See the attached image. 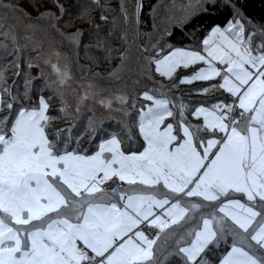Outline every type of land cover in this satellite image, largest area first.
<instances>
[{
  "label": "snow or ice",
  "instance_id": "6c2138e0",
  "mask_svg": "<svg viewBox=\"0 0 264 264\" xmlns=\"http://www.w3.org/2000/svg\"><path fill=\"white\" fill-rule=\"evenodd\" d=\"M238 5L229 0L232 18L224 24L212 19L218 0H188L179 19L162 18L169 26L140 55V75L153 87L131 99L123 89L102 95L108 90L88 83L75 111L92 100L131 117L119 121L124 136L91 117L86 130L92 137L83 145V132L52 127L69 116L64 88L72 79L54 48L43 62L55 79L45 83L63 116L49 114L52 96L30 95L31 80L23 92L29 103L22 104L0 72V264H264V25L252 24ZM54 7H37L32 17L17 0H0V48L7 52L10 41L17 57L30 44L35 51L41 44L34 34L48 28L78 46L81 31H62L60 25L72 22L62 19L60 0ZM160 7L150 9L153 29ZM142 10V0H133L131 11L120 6L125 22L134 24ZM201 17L212 22L195 47L166 39L172 24L195 30ZM99 19L108 17L101 12ZM21 24L23 44L16 31ZM120 59L110 79H121L124 52ZM154 74L173 80L171 88L201 82L188 95L217 90L221 96L193 107L170 98ZM189 111L199 123L187 119Z\"/></svg>",
  "mask_w": 264,
  "mask_h": 264
},
{
  "label": "rangeland",
  "instance_id": "374dc122",
  "mask_svg": "<svg viewBox=\"0 0 264 264\" xmlns=\"http://www.w3.org/2000/svg\"><path fill=\"white\" fill-rule=\"evenodd\" d=\"M187 2L188 0H161L159 2L161 7L157 10V14H156L155 29H153V18L151 15H150L149 23H146L147 19L142 20L141 16L139 17V24L132 23L131 19L127 22L126 24L127 32L125 31L124 37L127 39V43L129 44V46L127 47L125 53L127 59L123 62V67L120 68L119 71V75L121 77V79L119 80L110 79L109 73L112 72L114 69H117L118 66L121 65L122 63L121 60L118 62L117 66L112 68L113 70L111 69L112 71H110L109 73L107 72L101 73L96 70L94 71L92 68H90L92 71L89 69V72H91V74L88 75V69L79 62L80 61L79 57H81V53L79 55L78 52H80L79 48L81 46V42L83 41L82 40L83 34L80 37V44L78 46H72L67 41H65L63 37H61L58 33H56L55 30L51 28H48L46 33L37 31L34 34V40L39 41L41 47L33 51L32 46L30 44L29 47L25 49L26 52L24 59L25 67L23 66L21 59L22 50L19 53L18 57L17 55L11 56V54L9 53L10 47L8 49L9 51L7 52L3 48H0V64L2 65L6 63L13 68V64L15 63L13 71L10 72V74L6 79L9 81V83H11L16 77L21 75V71H22V79L20 80V83L22 85L19 84L17 85L18 87L23 86V88L25 87V80H31V82L33 80L32 77L27 78L28 73L23 72L24 71L23 67L26 68L27 70L31 68H37L36 70L37 75L42 80L41 92L44 91L45 89H48L47 92L52 93L50 89L46 86L45 81L47 80L51 82L52 80L55 79V76L52 73L50 66L44 64L43 58L47 57L51 53L53 48L56 51H59L61 53L60 66L63 67V65L67 63L72 77V79L68 81L67 85L64 88V99L67 101V105H68L66 111L69 114V116L67 119H61L62 123H60V126H63L64 128L65 127L71 128L72 130L76 129L78 133L83 132V135L80 139V142H82L84 139L89 138L92 134L90 131L86 130L88 120L86 122L81 123V120L85 115H90V117L94 121H97L98 119H102V120H106L109 118L116 119L117 117H120L122 113L117 111L109 112L107 109H105L104 107H102L98 103H95L92 100L84 101L80 106V111L76 112L75 105L79 99V95L83 94V92L87 89L88 83L91 82L94 85L98 86L100 89L108 90L103 92L102 95H108L110 92L115 91L117 88H119L126 91L129 94V98L131 99V94L133 92H138L139 88L144 85H147L149 83L152 84L153 81L148 80L147 78L140 75L141 72L140 65L143 63V61L140 59L141 49L147 47L150 41L155 42L156 39L160 36V34L163 32L165 27L169 26V22L166 19H162V18L171 15L179 19L182 15L183 6L187 4ZM122 3H125L128 10L131 11L133 0H121L120 4ZM164 5L169 6L170 11H166L165 8L163 7ZM120 19H124V18H120ZM10 23H13V21H10ZM146 24H149V27H146ZM17 28L18 31H20V35L23 36L24 28L22 24L18 25ZM65 33H70V32H65ZM148 34L151 35L149 36ZM2 39L3 38L0 37V40ZM258 40L259 39H257L256 36L253 37L254 42ZM8 43L9 46H11L10 41ZM52 59L53 61H55L54 56L52 57ZM29 63H32L33 67L29 68L28 67ZM16 64H19L18 68L16 67ZM191 71H192L191 68L187 70H178L175 76L188 74ZM97 73H99V76L95 75ZM156 78L157 77L154 76V79ZM158 83L163 84L165 86L162 89V91L166 92L170 98L175 97L174 94L175 92L179 93L185 90L190 91L192 89H197L201 87V82L197 81L194 82L193 84H179L176 88H171V87L167 88L166 84L173 83V80H168L160 76L158 79ZM52 87H55V85H52ZM73 89H76L78 91H73ZM213 91L216 94L218 93V95H221L219 91L217 90H213ZM187 95L179 94L178 97L181 98ZM198 95L202 97L201 94ZM51 96H52V102H54V104L50 106V109L56 108L59 111V109L63 106L59 101V97H57L54 93H52ZM5 99H7V97H5ZM137 99L139 100L140 98L137 97ZM20 102L23 104L21 99ZM114 107L119 108L120 105L114 103ZM7 111H8L7 109H4V112ZM60 114L62 116L64 115L63 113ZM0 115H3V112H0Z\"/></svg>",
  "mask_w": 264,
  "mask_h": 264
},
{
  "label": "trees",
  "instance_id": "16d2710c",
  "mask_svg": "<svg viewBox=\"0 0 264 264\" xmlns=\"http://www.w3.org/2000/svg\"><path fill=\"white\" fill-rule=\"evenodd\" d=\"M161 0H142L143 2V10L141 12V19L146 20V23L150 22V9L153 4L159 3ZM121 0H100V4L103 7H97L96 4L92 2V0H60V3L64 5L65 14L62 19L67 23L68 21L72 22V27H65L63 24L60 25L62 31L64 32H74L77 29L81 31L83 34L81 46L79 48V55L81 53L80 63L88 69V75L91 74L89 69L92 68L94 71H99L101 73L107 72L109 73L112 71L113 67L117 66L120 59V53H126L127 47L129 44L127 43V39L125 36V31L127 32L126 24L123 14L120 11V4ZM235 2V0H233ZM17 3L25 9L26 12L30 13L32 17H36L38 12L35 10L37 7L40 8L41 11L44 10H51L57 11L54 7V0H17ZM229 0H218V9L213 14L212 19L220 24H224L227 20L231 19V8L228 6ZM242 9L244 16L255 25H264V0H239V5ZM87 13L84 19H81V13ZM101 12L108 19L100 20L99 17ZM59 16V13L57 12ZM203 21V23L201 22ZM203 17L198 18L196 20V24L199 25L198 28L194 30L192 26H185L183 29L176 25H171V36L166 37L170 43L177 47H185L191 46L195 47V45L199 44L203 35L205 34V28L207 27L208 23H211ZM98 25V27H97ZM146 27H149V24H146ZM17 35H18V43L22 44L24 41L19 39L22 37L20 35V31L16 28ZM257 39L260 37L256 36ZM11 43V42H10ZM9 53L12 55H17L15 52L11 50V46ZM12 51V52H11ZM25 49H22L21 52V59L23 66L25 67ZM15 63L13 64V68ZM23 67V72L28 73L27 78L32 77L31 88L32 91L30 93L31 96L35 97L36 95L43 94L45 96H51L52 93H48L45 89L41 92L42 88V80L37 75V68L26 69ZM13 68L9 64H0V72H3L5 77L7 78L10 72L13 71ZM112 69V70H111ZM91 70V69H90ZM92 71V70H91ZM157 78L155 81L158 82L159 75L154 74ZM19 77V78H18ZM16 77L11 83L6 79L7 86L10 87V90L13 94H19L20 99L22 100L23 104H28L29 101L23 98V86L18 87L17 84L22 85L20 80L22 79V71L21 75ZM152 83V82H151ZM172 83H167L166 87ZM153 86L152 84H147L139 88L138 92L145 89L150 88ZM186 93L189 92L185 90ZM221 96V95H220ZM219 96V97H220ZM213 100L216 98L215 95L210 96ZM137 104L143 103L142 100L137 99ZM54 102L50 101V106L53 105ZM129 111L135 114V109L129 108ZM50 115L62 116L60 112L56 108H49ZM90 115H85L81 123L86 122ZM121 119H131V117H123L121 114L120 117L116 119L109 118L106 120L98 119L103 121V129L108 131L116 132L119 136H124V132L121 128L119 121ZM75 120V119H73ZM61 119H56L52 121V127L56 129H66L63 126H60ZM78 127V125H77ZM135 131V129H134ZM73 135L80 134L77 132L76 129L72 130ZM92 134L89 138L84 139L81 145L88 143ZM95 143V139L92 140ZM123 147L127 148L128 145L125 143Z\"/></svg>",
  "mask_w": 264,
  "mask_h": 264
},
{
  "label": "crops",
  "instance_id": "0c3cea01",
  "mask_svg": "<svg viewBox=\"0 0 264 264\" xmlns=\"http://www.w3.org/2000/svg\"><path fill=\"white\" fill-rule=\"evenodd\" d=\"M175 94V97H178V95H187L186 94V91H181L179 93H174ZM202 97H200L198 94H193L192 96H184V97H181L180 99L183 100V101H186V102H193V107L195 106V102H199V101H214L216 98H218L220 95H218V93L216 94L213 90H211L210 92H208L207 94H201ZM215 95L216 98L213 100L212 97L210 96H213ZM186 116H187V119L191 122V123H196V122H200L196 119H194L191 115V112L189 111L188 113H186Z\"/></svg>",
  "mask_w": 264,
  "mask_h": 264
}]
</instances>
